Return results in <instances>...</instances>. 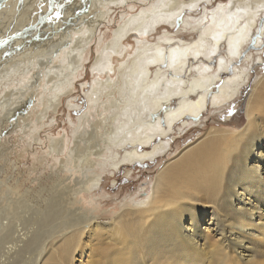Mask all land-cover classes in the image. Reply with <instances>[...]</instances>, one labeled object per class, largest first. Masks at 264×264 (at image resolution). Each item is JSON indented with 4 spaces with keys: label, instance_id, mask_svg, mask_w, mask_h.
<instances>
[{
    "label": "bare ground",
    "instance_id": "obj_1",
    "mask_svg": "<svg viewBox=\"0 0 264 264\" xmlns=\"http://www.w3.org/2000/svg\"><path fill=\"white\" fill-rule=\"evenodd\" d=\"M27 1L17 0L13 5L12 0H0V67L7 56L20 52L33 35L42 33L46 21L65 0H47L46 9L32 22L19 21L3 34L2 15L24 8ZM263 2L256 0L243 6L240 0L222 19H230L232 30L207 26L194 43L170 49L167 64L174 76L157 69L149 80V64L165 61V52L159 45L148 50L149 54L143 51L147 55L140 74L146 76L142 85L138 84L139 94L137 88L134 98L144 100V112L138 108L132 120L113 127L98 142L90 144L84 158L75 163V168L82 171V179H75L65 191L50 186L31 218L34 228H16L14 222L20 219L17 209L24 199L15 195L10 201L7 199L6 221L0 220V264H73L76 254L78 264H264V259L260 260L264 256V74L252 85L242 109V122L234 128L226 127L227 123L210 126L183 145L157 170L147 195L121 203L118 210L102 216L78 205L84 192L90 193L100 185V166L112 167L114 176L154 158L166 150L168 142L164 138L173 126L199 115L210 93L213 104L227 102L238 93L246 78L244 70L235 71L218 87V80L230 71L223 59L213 74L205 67L201 71L198 68L190 78L184 79L182 73L189 64L188 55L212 56L221 39L226 40L230 59L237 57L252 31L250 25L258 10L254 6ZM73 8L72 16L66 8L61 11L69 25L75 24L73 10L77 8ZM226 12L221 9L215 16L221 19ZM74 13L77 16L79 12ZM245 17L246 22L239 21ZM135 21L131 18L129 22L136 24ZM146 24L137 30L144 31L149 26ZM58 25L53 23L51 30ZM92 27L84 37L85 45L94 32ZM125 27L118 28L114 35L117 37L109 42L113 50H119L120 39L128 28ZM141 89L144 94H140ZM128 115L126 112L125 118ZM55 143L56 147L61 144ZM118 179L113 177V181Z\"/></svg>",
    "mask_w": 264,
    "mask_h": 264
},
{
    "label": "rangeland",
    "instance_id": "obj_2",
    "mask_svg": "<svg viewBox=\"0 0 264 264\" xmlns=\"http://www.w3.org/2000/svg\"><path fill=\"white\" fill-rule=\"evenodd\" d=\"M16 1L12 0V4L14 2L15 5ZM60 2L62 1L59 0ZM193 2L65 0L64 7L61 5L60 10L57 9L50 20L46 21L47 25L42 29V33L33 35L32 40L25 43L20 52L17 50L15 55L10 56L11 58L6 57L5 63L0 67L2 222H5L7 217L4 213L8 204L7 199L10 201V197L15 195L24 199V202L21 200L23 205L17 209L20 219L14 222L16 228L21 231L34 228L36 225L31 218L41 204L43 196L52 188L50 186H57V189L65 191L69 185L74 184L75 179H82V171L75 168V163L78 158L79 161L84 158L90 144L98 142L99 138L102 139L113 127L129 121V118L132 120L138 108L140 112H144V100L141 98L135 100L134 95L137 88V93L139 92L138 84L142 85L145 81L146 75H141L140 71L146 55L152 48L155 50L157 45L163 47L165 61L149 64L147 78L150 80L157 69L166 71L168 76H174V71L167 64L170 49L194 43L198 34L207 26L232 30L230 19L228 17L222 19L228 16L232 7L238 6L240 0H193ZM241 2L243 6L244 3L245 5L248 3L246 0ZM46 3L47 0H29L24 8L13 9L11 14L10 12L3 14V28L5 27L3 34L10 32L19 21L32 22L46 9ZM68 3L75 6H69ZM263 3H256L254 6V9L258 7V10L254 24L250 25L251 34L240 48L237 57L230 59L226 40L221 39L217 51L212 56L188 55L189 64L182 73L184 79L190 78L197 74L198 68L201 71L205 67L210 68L208 73L213 74L218 70L220 59H223L229 64L230 71L218 80V87L232 78L235 71L244 70L246 78L240 83L238 93L231 100L221 104H213L211 101L213 93H210L205 108L199 115L189 116L173 126L172 131L164 138L169 145L165 151L158 153L156 158L132 165L129 171L121 170L118 173L116 171L117 175L114 176L119 178L118 182L113 181L112 167L106 164L100 166L98 168V173L102 176L100 185L90 193L84 192L79 198V206L101 216L115 212L121 203L147 195L157 170L183 145L194 140L210 126H224V123H227L226 127L234 128L242 122L244 111L242 109L252 85L264 74ZM12 4L10 7L13 8ZM73 7L77 8L76 11L73 10L75 18L72 20L75 24L69 25L68 19L63 20L61 17V11L66 8L65 11L71 13ZM220 8L227 12L218 19L215 14L221 10ZM74 12L79 13L76 16ZM57 13L59 19L56 18ZM139 15L142 16L139 18ZM162 15L165 17H158ZM131 18L136 19L134 22L136 24L129 22ZM239 21L244 23L247 17L240 18ZM146 22L149 26L142 32L138 31L137 28L141 29ZM53 23L59 24L55 30H51ZM124 23L129 29L124 31L125 34L120 39L119 50H113L109 42L114 41L117 37L114 35L122 26L125 27ZM93 25L94 32L85 45L84 37ZM145 50H149L147 54ZM140 94H144L142 89ZM126 112L130 115L125 118ZM55 142L63 144L56 147ZM262 259L264 256H260V260ZM78 262L76 254L73 264Z\"/></svg>",
    "mask_w": 264,
    "mask_h": 264
},
{
    "label": "snow or ice",
    "instance_id": "obj_3",
    "mask_svg": "<svg viewBox=\"0 0 264 264\" xmlns=\"http://www.w3.org/2000/svg\"><path fill=\"white\" fill-rule=\"evenodd\" d=\"M57 19H59L60 17H59V13H57V17H56Z\"/></svg>",
    "mask_w": 264,
    "mask_h": 264
}]
</instances>
